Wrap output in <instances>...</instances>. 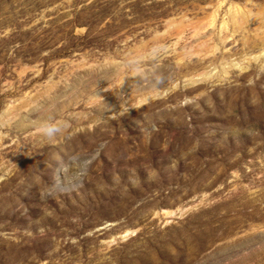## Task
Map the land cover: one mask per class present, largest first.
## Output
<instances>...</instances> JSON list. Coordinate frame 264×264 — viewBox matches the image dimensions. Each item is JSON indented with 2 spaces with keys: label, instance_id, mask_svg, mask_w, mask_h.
Segmentation results:
<instances>
[{
  "label": "rangeland",
  "instance_id": "1",
  "mask_svg": "<svg viewBox=\"0 0 264 264\" xmlns=\"http://www.w3.org/2000/svg\"><path fill=\"white\" fill-rule=\"evenodd\" d=\"M263 50L264 0H0V264H264Z\"/></svg>",
  "mask_w": 264,
  "mask_h": 264
},
{
  "label": "bare ground",
  "instance_id": "2",
  "mask_svg": "<svg viewBox=\"0 0 264 264\" xmlns=\"http://www.w3.org/2000/svg\"><path fill=\"white\" fill-rule=\"evenodd\" d=\"M261 54H263L264 55V50L262 51V53ZM257 58L259 57L258 55L256 56ZM232 65L234 66V65H238V66H241V64H238L237 62H233L232 61ZM215 69V67L212 69V70H210V71H206V72H203L202 74H199L198 76H195V77H193L192 79H190L189 81H188V83H195V82H198V81H201V80H203V79H208L209 77H212L213 76V73H214V70ZM169 215H171V214H175L173 211H166ZM130 234V232L128 233H126V235H129Z\"/></svg>",
  "mask_w": 264,
  "mask_h": 264
}]
</instances>
